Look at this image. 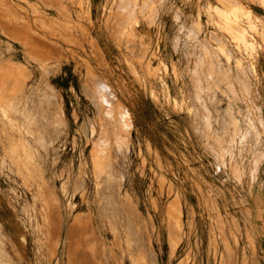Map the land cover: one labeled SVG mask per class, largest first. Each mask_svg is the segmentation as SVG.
<instances>
[{"label": "rangeland", "instance_id": "obj_1", "mask_svg": "<svg viewBox=\"0 0 264 264\" xmlns=\"http://www.w3.org/2000/svg\"><path fill=\"white\" fill-rule=\"evenodd\" d=\"M58 1L11 0L13 26L56 50L0 41L23 68L0 85V264H66L54 212L64 227L88 216L97 242L120 231L124 264L131 245L155 264H263L264 0Z\"/></svg>", "mask_w": 264, "mask_h": 264}, {"label": "bare ground", "instance_id": "obj_2", "mask_svg": "<svg viewBox=\"0 0 264 264\" xmlns=\"http://www.w3.org/2000/svg\"><path fill=\"white\" fill-rule=\"evenodd\" d=\"M7 1V0H6ZM18 2V1H17ZM5 3H7V2H5ZM236 3V2H235ZM8 4V3H7ZM18 4V3H17ZM35 4V3H34ZM230 4V3H229ZM228 7H229V5H228ZM11 8V7H10ZM230 9V8H229ZM233 9V8H232ZM6 10H7V8H6ZM14 11H15V9H14ZM11 12V11H10ZM18 12V11H17ZM25 12V11H24ZM103 12V11H102ZM231 12V11H230ZM233 12V11H232ZM231 12V13H232ZM19 13V12H18ZM27 13V12H26ZM30 13V12H29ZM197 14H199V13H197ZM23 15V14H22ZM90 15V14H89ZM233 15V14H232ZM78 17V16H77ZM110 17V16H109ZM154 17V16H153ZM178 17V16H177ZM109 19V18H108ZM176 19V18H175ZM219 19H221V18H219ZM31 20V19H30ZM224 21V20H223ZM228 22V21H227ZM230 22V21H229ZM112 23V22H111ZM182 23V22H181ZM226 23V22H225ZM234 24V23H233ZM236 24V23H235ZM228 25V24H227ZM182 26V25H181ZM234 26V25H233ZM238 26V25H237ZM75 27V26H74ZM236 27V26H235ZM238 28V27H237ZM243 28V27H242ZM134 29H136L135 27H134ZM232 29V28H231ZM239 29V28H238ZM180 30V29H179ZM218 30V29H217ZM237 30V29H236ZM208 31V30H207ZM233 31V30H232ZM30 32V31H29ZM40 32V31H39ZM27 33H28V31H27ZM21 34H22V32H21ZM49 34V33H48ZM35 35H38L37 33L35 34ZM142 35V34H141ZM158 35V34H157ZM5 36V35H4ZM39 36V35H38ZM62 36V35H61ZM74 36V35H73ZM124 36V35H123ZM233 36V35H232ZM19 37H22V36H19ZM34 37V36H33ZM43 37V36H42ZM41 37V38H42ZM235 37V36H234ZM233 37V38H234ZM44 38V37H43ZM186 38V37H185ZM20 39V38H19ZM24 39V38H23ZM40 39V38H39ZM38 39V40H39ZM21 40V39H20ZM33 40V41H32ZM38 40H34L33 38H31V40H29L30 42H33L34 44H39L40 42H44L45 43V41H43L42 39V41H38ZM122 40V39H121ZM241 40V39H240ZM37 41V42H36ZM201 41V40H200ZM234 41V40H233ZM25 41L23 40V42H21V43H24ZM39 42V43H38ZM50 42H52V41H50ZM87 42V41H86ZM196 42V41H195ZM243 42V41H242ZM26 43H28V42H26ZM43 43V44H44ZM65 43V42H64ZM31 44V43H30ZM45 44H47V43H45ZM56 44V43H55ZM89 44V43H88ZM183 44V43H182ZM209 44V43H208ZM26 45V44H25ZM28 45V44H27ZM32 45V44H31ZM47 45H49V44H47ZM92 45V44H91ZM29 47H30V45H28ZM27 46V47H28ZM36 46V45H35ZM45 46V45H44ZM44 46H43V48H44ZM81 46V45H80ZM93 46H95V45H93ZM183 46V45H182ZM223 46V45H222ZM37 47V46H36ZM38 47H39V45H38ZM41 47V46H40ZM46 47V46H45ZM51 47V46H50ZM74 47V46H73ZM78 47V46H77ZM137 47V46H136ZM85 48V47H84ZM205 48V47H204ZM36 49V48H35ZM39 49V48H38ZM47 49V48H46ZM55 49H57V48H55ZM82 49H83V47H82ZM96 49V48H95ZM211 49V48H210ZM84 50V49H83ZM208 50V49H207ZM33 51V49H31V52ZM39 51V53H41L40 52V50H38ZM38 51H37V53H38ZM45 51V50H44ZM49 51H51L50 49H49ZM29 52V51H28ZM45 52H47V51H45ZM100 52V51H99ZM192 52V51H191ZM206 52V51H205ZM241 52V51H240ZM24 53V52H23ZM43 53V52H42ZM60 53V52H59ZM204 53V52H203ZM212 53V52H211ZM223 53V52H222ZM34 54V53H33ZM43 54H45V53H43ZM42 54V55H43ZM48 54H50L51 55V53H48ZM54 54V53H53ZM57 54V53H56ZM56 54H54V55H56ZM185 54V53H184ZM183 54V55H184ZM198 54V53H197ZM29 55V54H28ZM39 55V54H38ZM37 55V56H38ZM89 55V54H88ZM87 55V56H88ZM39 57V56H38ZM65 58V57H64ZM145 58V57H144ZM219 58V57H218ZM30 59V58H29ZM36 59V58H35ZM46 59V58H45ZM73 59V58H72ZM103 59V58H102ZM37 60H38V58H37ZM42 60V59H41ZM170 61V60H169ZM236 61V60H235ZM41 62V61H40ZM76 62V61H75ZM4 63V62H3ZM78 63V62H77ZM195 64V63H194ZM15 65V64H14ZM134 65V64H133ZM76 67V66H75ZM135 68V67H134ZM154 68V67H153ZM152 68V69H153ZM11 69H14V68H11ZM10 69V70H11ZM21 69H23V68H21ZM50 69V68H49ZM77 69V68H76ZM88 69H89V66H88ZM158 69V68H157ZM1 70V69H0ZM51 70V69H50ZM91 70V69H90ZM86 71V70H85ZM93 71V70H92ZM189 71V70H188ZM15 72V71H14ZM90 72V71H89ZM23 73V72H22ZM30 73V72H29ZM150 73V72H149ZM225 73V72H224ZM10 74V73H9ZM15 74V73H14ZM86 74H87V71H86ZM90 74V73H89ZM145 74V73H144ZM155 74H156V72H155ZM8 75V74H7ZM12 75V74H11ZM27 75V74H26ZM29 75V74H28ZM52 75V74H51ZM64 75V74H63ZM88 75V74H87ZM93 75H95V74H93ZM13 76H15V75H13ZM20 76H24V74L23 75H20ZM96 76V75H95ZM226 76V75H225ZM20 78V77H19ZM45 78V77H44ZM93 78H94V76H93ZM184 78V77H183ZM25 79V78H24ZM99 79V78H98ZM12 80V79H11ZM84 80V79H83ZM176 80V79H175ZM227 80V79H226ZM24 81V80H23ZM40 81V80H39ZM198 81V80H197ZM228 81V80H227ZM18 82V81H17ZM45 83H46V81H45ZM145 83V82H144ZM232 83V82H231ZM248 83V82H247ZM20 84V83H19ZM38 84H39V82H38ZM49 84V83H48ZM104 84V83H103ZM151 84V83H150ZM46 85V84H45ZM97 85V84H96ZM95 85V87H97ZM105 85V84H104ZM229 85V84H228ZM83 86H84V84H83ZM151 86V85H150ZM101 86H99L98 88H100ZM9 88V87H8ZM103 88V87H102ZM89 89V88H88ZM92 89H94V88H92ZM101 89V88H100ZM107 89H110V87H108V88H106V90ZM257 89V88H256ZM19 90V89H18ZM36 90H37V88H36ZM56 90V89H55ZM86 90V89H85ZM91 89H89V91H90ZM95 91H94V93L96 92V90L97 89H94ZM104 90V89H103ZM108 91V90H107ZM193 91H194V89H193ZM36 92V91H35ZM109 92H111V90L109 91ZM221 93V92H220ZM37 94V93H36ZM85 94V93H84ZM91 94V93H90ZM101 94V95H100ZM94 95V94H93ZM96 95H98V97L100 98H102V97H104V95L102 94V92L101 93H99V94H96ZM96 95H94V96H96ZM190 95V94H189ZM241 95V94H240ZM91 96H92V94H91ZM196 97V96H195ZM93 98V97H92ZM61 99V98H60ZM202 99V98H201ZM90 100V99H89ZM116 100H118V99H116ZM193 100V99H192ZM101 101V100H100ZM99 102V101H98ZM41 103V102H40ZM254 103V102H253ZM194 104V103H193ZM102 105V104H101ZM202 105H203V103H202ZM247 105V104H246ZM96 106V105H95ZM118 106H119V109L122 111V113L127 117V118H124V120L125 121H127V122H131L130 120V118H128V116H129V114H128V110L123 106V105H121V104H118ZM184 106V105H183ZM41 108V107H40ZM104 108H105V106H104ZM247 108V107H246ZM251 108V107H250ZM107 109H109L108 107H107ZM105 110V109H104ZM103 110V111H104ZM248 110V109H247ZM100 111V110H99ZM102 111V112H103ZM108 113H109V111H107ZM195 112V111H194ZM255 112V111H254ZM106 113V112H105ZM104 113V114H105ZM111 113V112H110ZM109 113V118L111 119V121H110V124L112 123L113 124V126H115L116 125V123L119 121L118 119H115V117L113 116V115H111ZM107 114V113H106ZM202 114V113H201ZM100 115H102L101 114V111H100ZM194 115V114H193ZM199 115V114H198ZM210 115V114H209ZM124 116V117H125ZM102 117V119H104L103 118V116H101ZM193 117V116H192ZM251 117V116H250ZM77 118V117H76ZM195 118V117H194ZM210 118V117H209ZM127 119V120H126ZM95 120V119H94ZM105 120V119H104ZM103 120V121H104ZM199 120V119H198ZM107 121V120H106ZM106 121H104L105 123H106ZM206 121V120H205ZM95 123V122H94ZM100 123V122H99ZM102 123V122H101ZM104 123V124H105ZM237 123V122H236ZM107 124V123H106ZM109 124V125H110ZM86 125V124H85ZM208 125V124H207ZM94 126V125H93ZM98 126V125H97ZM100 127H101V125H99ZM105 126V125H104ZM107 126V125H106ZM85 127V126H84ZM194 127V126H193ZM98 128V127H97ZM109 128V127H108ZM115 128V127H114ZM2 129V128H1ZM93 129H94V127H93ZM104 129L106 130V128L104 127ZM110 129H112V128H110ZM3 130V129H2ZM10 130V129H9ZM90 130H91V128H90ZM99 130V129H98ZM22 131V130H21ZM31 131V130H30ZM82 131V130H81ZM93 131V130H92ZM113 131V130H112ZM202 131V130H201ZM6 132V131H5ZM33 132V131H32ZM204 132V131H203ZM95 133H96V131H95ZM18 134V133H17ZM99 134V133H98ZM8 135V134H7ZM19 135V134H18ZM102 135H104V133L102 134ZM263 136V135H262ZM20 137V136H19ZM35 137V136H34ZM105 137V136H104ZM111 138H112V136H110ZM15 138V137H14ZM20 138H22V140H20V141H23V137H20ZM30 138V137H29ZM94 138V137H93ZM101 138H103V136L101 137ZM9 139H11V138H9ZM97 139H99V138H97ZM97 139H96V142H97ZM14 140V139H13ZM30 140L32 141V139L30 138ZM101 140V139H100ZM100 140H98L99 142H100ZM8 141V140H7ZM16 141V140H15ZM25 141V140H24ZM23 141V142H24ZM102 141H104V140H102ZM102 141H101V143H102ZM112 141H113V138H112ZM33 142V141H32ZM27 143V142H26ZM34 143V142H33ZM183 143V142H182ZM11 144V143H10ZM13 144V143H12ZM30 144V143H29ZM29 144H27V145H29ZM95 144V143H94ZM110 144H111V140H110ZM109 144V145H110ZM4 145V144H3ZM26 145V146H27ZM97 145H98V143H97ZM112 145V144H111ZM25 146V145H24ZM25 146V147H26ZM30 146V145H29ZM94 146H96V144L94 145ZM98 146H100V145H98ZM98 146H97V148H98ZM102 146V145H101ZM246 146V145H245ZM20 149H21V144H20ZM110 148V147H109ZM108 148V149H109ZM91 149V148H90ZM96 149V148H95ZM150 150V149H149ZM148 150V151H149ZM19 151V150H18ZM21 151V150H20ZM98 151H99V149H98ZM6 152V151H5ZM151 152V151H150ZM224 152V151H223ZM18 153V152H17ZM8 154H10V153H8ZM110 154V153H109ZM220 154V153H219ZM99 155H100V153H99ZM101 155H104V153H103V151H102V154ZM22 156V155H21ZM111 156V155H110ZM109 156V157H110ZM149 156V155H148ZM23 157V156H22ZM53 157V156H52ZM113 157V156H112ZM11 159L13 158V157H10ZM82 159V158H81ZM84 160V159H83ZM109 160V159H108ZM113 160V158L111 159V161ZM175 160V159H174ZM98 161V160H97ZM102 161V160H101ZM55 163V162H54ZM110 163V162H109ZM94 164V163H93ZM104 164V163H103ZM175 164V163H174ZM113 165H114V162H113ZM23 167V166H22ZM105 167H107V162H106V166ZM117 167V166H116ZM160 167V166H159ZM107 168H111V167H107ZM158 168V167H157ZM164 169V168H163ZM93 170H94V168H93ZM102 170V169H101ZM115 170V169H114ZM109 172V171H108ZM237 172V171H236ZM115 173V172H114ZM105 174V173H104ZM107 174V173H106ZM105 174V175H106ZM155 174V173H154ZM236 174H238V173H236ZM105 175H103V176H105ZM109 175V174H108ZM120 175V174H119ZM234 175V174H233ZM237 176V175H236ZM27 177V176H26ZM81 177V176H80ZM106 177H108L107 175H106ZM106 177H104V178H106ZM112 177V176H111ZM237 177H239V176H237ZM74 178V177H73ZM91 178V177H90ZM104 178H103V180H104ZM110 178V177H109ZM29 179V178H28ZM94 179V178H93ZM238 179V178H237ZM95 180V179H94ZM102 180V179H101ZM111 180V179H110ZM160 180V179H159ZM27 181V180H26ZM97 181V180H96ZM79 182V181H78ZM94 183V182H93ZM108 183H110L109 181H108ZM98 185H99V183H97ZM96 184V185H97ZM102 185V184H101ZM104 185H106L105 184V181H104ZM104 185H102V187L104 188ZM113 185V184H112ZM26 186V185H25ZM24 186V187H25ZM95 186V185H94ZM117 186H118V184H117ZM98 187V186H97ZM110 187V186H109ZM114 187V186H113ZM111 188V187H110ZM51 189V188H50ZM95 189H96V187H95ZM102 189V188H101ZM100 189V190H101ZM105 189H107V187L105 188ZM113 189V188H112ZM114 189H115V187H114ZM111 190V189H110ZM109 191V190H108ZM107 191V192H108ZM113 191V190H112ZM53 192V191H52ZM102 192V191H101ZM114 192H115V190H114ZM110 193V192H109ZM88 194V193H87ZM100 194V193H99ZM84 195V194H83ZM112 195V194H111ZM116 195V194H115ZM120 195V194H119ZM81 196H82V194H81ZM100 196V195H99ZM103 197H104V195H102ZM110 197V196H109ZM112 197H114L113 195H112ZM121 197V196H120ZM130 197V196H129ZM100 198H102V197H99V199ZM115 198V197H114ZM113 198V199H114ZM118 198V197H117ZM116 198V199H117ZM131 198V197H130ZM53 199V198H52ZM98 200V199H97ZM115 200V199H114ZM114 200H112L111 199V202H108L107 204H108V208H107V214H106V217H108L109 219L112 217V213H111V210H110V208H111V203H112V205L114 206L116 203H114L113 201ZM130 200H132V198L130 199ZM56 201V200H55ZM100 201H101V199H100ZM104 201V200H103ZM102 201V202H103ZM118 201V200H117ZM126 201V200H125ZM127 201H128V199H127ZM43 202V201H42ZM106 202V201H105ZM120 202V201H119ZM124 202V201H123ZM131 202V201H130ZM104 203V202H103ZM133 205H134V203H133V201L131 202ZM130 203V204H131ZM44 205L46 204V203H43ZM96 204H97V202H96ZM120 204V203H119ZM127 204H129V203H127ZM131 204V205H132ZM48 205V204H47ZM46 205V206H47ZM118 205V204H117ZM121 205H122V203H121ZM132 205V206H133ZM44 207L45 209L44 210H46V212L48 211L49 212V210H51V209H49L48 210V206L47 207ZM60 206V205H59ZM98 206V205H97ZM105 206V205H104ZM70 207V206H69ZM119 207H120V205H119ZM137 207V206H136ZM135 207V208H136ZM47 208V209H46ZM60 208V207H59ZM97 208V207H96ZM100 208V207H99ZM114 208H115V206H114ZM120 208H122V207H120ZM126 208H128L127 206H126ZM134 208V207H130V211H132V209ZM88 209V208H87ZM95 209V208H94ZM89 210V209H88ZM99 210H101V209H99ZM134 210V209H133ZM136 210H138L137 208H136ZM58 211V210H57ZM106 211V210H105ZM104 211V212H105ZM115 211L117 212V209H115ZM123 211V210H122ZM130 211H127V213L129 214V212ZM49 213H51V211L49 212ZM48 213V215H50ZM127 213H125V214H127ZM52 215H51V220L52 221H54L55 223L53 224V226H54V228H55V226L57 225V228L53 231V232H59V234L61 233V232H64V243L62 244V249L64 250V251H66L67 252V259H66V264H124L125 262L124 261H122V258H121V260H120V257H119V255L117 254V252H118V250L117 249H120L121 248V246H120V243H122V240H123V238H122V235L123 234H121V232L119 231L118 232V234L117 233H115L114 232V230L113 231H111L112 232V235L109 237L107 234L105 235L104 233H101L100 232V234L103 236V237H105L106 238V240H104V242L103 241H101V239H98V241L99 242H97L95 239H94V235H92L90 232H91V229H92V227H91V225H90V219L88 220V216H87V218L84 216V215H81V213H78L77 215H75L74 216V219H73V221L74 222H72V223H70V224H67L66 225V227H64V220L65 219H62V226H61V224H59V221H60V219H61V216L59 217L58 215H57V212H54V213H51ZM58 214H60L59 212H58ZM83 214H85V213H83ZM138 214H140V212H138ZM96 215V214H95ZM121 215H122V213H121ZM130 216H127V220H126V228H127V233L129 232V234L128 235H130V231L133 229V227H135L134 225H135V223L138 221L139 222V220H136V217H134L135 216V214H134V216H133V213H131L130 212V214H129ZM65 216V215H64ZM140 216V215H139ZM142 216V215H141ZM141 216H140V218H141ZM148 216V215H147ZM150 216V215H149ZM47 217H49L50 218V216H47ZM92 218V217H91ZM46 219V218H45ZM68 219H69V217H68ZM125 219H126V217H125ZM136 220V221H135ZM65 221H67V220H65ZM68 222V221H67ZM92 222V221H91ZM48 223H52V222H50V221H48ZM56 224V225H55ZM60 226H59V225ZM139 224V223H138ZM150 224V223H149ZM48 226V225H47ZM53 226H51V228H53ZM137 226V225H136ZM49 227V226H48ZM114 227H116V225L114 224ZM171 227V226H170ZM46 229V228H45ZM48 229V228H47ZM140 229V228H139ZM180 229V228H179ZM51 230V229H50ZM57 230V231H56ZM143 230V229H142ZM173 230V229H172ZM178 230V229H177ZM101 231V230H100ZM168 231H169V229H168ZM88 232H89V234H88ZM50 233H52V232H50ZM140 233V232H139ZM170 233H172V231L170 232ZM173 234V233H172ZM134 236V235H133ZM156 236H159V235H156ZM48 237H50V236H48ZM55 237H56V235H55ZM54 236H53V238H55ZM140 237V236H139ZM138 236H137V238H139ZM62 238V237H61ZM158 238V237H157ZM129 239V238H128ZM51 240V239H50ZM126 240V239H125ZM138 240V239H137ZM136 240V241H137ZM141 240V239H140ZM49 241V240H48ZM128 241V240H127ZM126 241V242H127ZM159 241V240H158ZM61 242V241H60ZM132 242H134L133 240H132ZM49 243H50V241H49ZM130 243V242H129ZM129 243H127L128 244V246H129ZM142 243V242H141ZM52 244V243H51ZM108 244H110V245H108ZM133 244V243H132ZM176 244V243H175ZM103 245H105L106 247L104 248V246ZM141 246V245H140ZM144 246V245H143ZM145 247V246H144ZM174 247H175V245H174ZM108 248L112 251V252H116V254H113L112 256L111 255H108L107 253H106V251L108 250ZM117 248V249H116ZM139 248L140 247H136L135 245H131V246H129V247H127L126 248V251L128 252V257H129V264H155L156 263V259H155V257H156V255H155V252H150V253H144V252H142V250L140 251L139 250ZM40 249V248H39ZM50 249V248H49ZM125 249V248H124ZM143 249V248H142ZM54 250H55V248H54ZM53 250V253L55 252L56 253V251L57 250H55L54 251ZM144 250V249H143ZM42 251V250H41ZM123 251V250H122ZM121 250L119 251V252H122ZM118 252V253H119ZM149 252V251H148ZM138 253V254H137ZM123 254V253H122ZM52 256V255H51ZM58 257H60L59 255H58ZM105 257H110V260H107V259H105ZM61 258V257H60ZM57 260V259H56ZM107 260V261H106ZM64 262V261H63ZM62 262V263H63ZM61 263V262H60Z\"/></svg>", "mask_w": 264, "mask_h": 264}, {"label": "crops", "instance_id": "obj_3", "mask_svg": "<svg viewBox=\"0 0 264 264\" xmlns=\"http://www.w3.org/2000/svg\"><path fill=\"white\" fill-rule=\"evenodd\" d=\"M51 1L53 4L59 5L58 0H51ZM5 2H7L8 4ZM6 8H7V10H6ZM11 9H12L11 0H7V1L6 0H0V31H2L3 34L5 35L4 39H2V37H0V41H3L6 49H8V50L11 49L12 39H16L19 41L21 39L22 42H23V40L25 41L23 44H28V45L32 44L31 48L35 51V54H37V55L39 54L38 55L39 57H42L41 56L42 52H45V51L48 52L49 49H51L53 51L56 50L55 46L50 47V44L47 45L48 42H46V41H45V43H47V44H45L44 42H43L44 44L42 42H40V43L38 42L39 44H34L33 42H30L29 40H31V38H33L34 40H38L40 38L38 41H42L41 40L42 38H41V36L35 35L36 34L35 32L34 33L31 32V29L33 28L31 25L27 24V25H24V27L23 26H21V27L15 26V25L13 26V24H12V10ZM27 31H28V33H27ZM21 32H22V34H21ZM19 36H22V37H19ZM26 42H28V43H26ZM38 45H39V47H38ZM43 46H44V48H43ZM38 50H40L41 53H39ZM37 51H38V53H37ZM19 67L22 68V66H16V68H19ZM11 68H13L11 53L9 52L8 55H6V53L1 54L0 55V69H1L0 70V85L2 84L1 83L2 82L1 77H4L3 83H7V85H10L11 76L13 75V72L15 70H17L15 67H14V69H11ZM61 98H63L62 93H61ZM252 203H253V207L251 205V212L252 211L255 212L260 217L258 220L257 230H256L255 234L253 235L254 243H255V246L257 248V251L259 252L261 261L264 264V195H262L261 191H260V196H254L253 197ZM257 212H259V214Z\"/></svg>", "mask_w": 264, "mask_h": 264}]
</instances>
